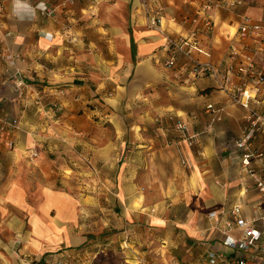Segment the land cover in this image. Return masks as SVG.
<instances>
[{
  "label": "crops",
  "instance_id": "1",
  "mask_svg": "<svg viewBox=\"0 0 264 264\" xmlns=\"http://www.w3.org/2000/svg\"><path fill=\"white\" fill-rule=\"evenodd\" d=\"M148 3L159 10L161 26L148 24L143 0H6L0 18L4 24L0 43L9 53L23 56L15 67L32 86L16 88L8 77L0 85V126L17 119L21 127L14 134L12 149L8 147V133L0 129V160L6 161L0 165V173L5 175L2 180L0 177V264H25L34 259L45 264L52 254L84 248L92 253L108 248L112 251L128 234L137 247L126 252L129 256L152 252L155 258L159 239L167 240L175 251H190L191 243L202 238L205 231L207 238L220 239L208 218L212 211L222 212L223 220L233 221L231 211L236 206L248 219L264 214L256 176L243 168L235 148L244 127L245 110L230 104L227 93L211 77L195 78L188 70L177 78L176 70L165 64L168 37L187 32L190 25L183 24L182 18L195 16L202 0ZM48 9L51 15L45 14ZM213 14V38L202 36L203 52L198 56L223 65L242 17L264 22V0H248L236 12L222 9ZM247 46V53L256 49L255 41H247ZM178 60L180 67L186 65L182 56ZM257 63L262 69L260 54ZM109 101H116V108L145 101L155 111L153 122L173 128L169 115L182 118L192 133L203 132L200 149L182 140L175 128L178 139L171 143L175 150L165 149L159 135L146 134L141 135L145 150L136 152L126 145L118 149L121 133L98 134L105 125L96 120L98 117L103 120L110 116L115 131L121 125L107 114ZM210 103L224 107L222 121L214 122L215 115L205 112ZM130 136L136 138L133 132ZM92 143L99 145L94 148ZM33 150L39 159L32 157ZM54 156L66 159L74 173L86 157L97 161L94 171L105 174L117 164L118 177L105 184L98 181V189L89 192L65 180L58 188V179L53 177L60 170L51 167ZM260 169L256 166V175ZM176 171L189 177L179 185V192L167 185L175 182ZM37 175H41L40 180ZM32 187L39 190L34 206L29 193ZM139 189L157 193L154 200L150 197L154 192H148L143 207L152 210L159 205L160 213L143 209L128 212V206L139 198ZM172 204L184 208L185 217L193 216V221L200 211L203 218L195 229L189 228V218L178 231L177 221L160 215ZM257 224L264 234V222ZM142 225L151 228L142 231ZM116 228L120 231L110 234Z\"/></svg>",
  "mask_w": 264,
  "mask_h": 264
},
{
  "label": "built area",
  "instance_id": "2",
  "mask_svg": "<svg viewBox=\"0 0 264 264\" xmlns=\"http://www.w3.org/2000/svg\"><path fill=\"white\" fill-rule=\"evenodd\" d=\"M74 1V0H71ZM146 3L148 0H143ZM6 0H0V18L5 11ZM248 0H202L200 8L195 16L182 18V23L190 25L187 32L178 36L168 37V55L166 66L176 70L177 78L183 75V71H190L195 78L211 77L216 85L228 95V101L245 110V123L240 136L235 140V148L241 156L243 168L251 176H256L255 186L264 200V22L243 16L232 43L227 58L223 65H217L211 61H202L198 54L203 52L202 36L213 38L216 28V19L213 14L217 10L238 11L246 5ZM46 15L52 12L48 9ZM161 14L154 10L148 16V24L161 26ZM4 24L0 20V40H3ZM5 35V34H4ZM8 35V33L6 34ZM247 41H255L256 49L247 53ZM263 59L262 69L258 67L257 56ZM179 56L186 60V65L179 66ZM23 58L21 54H12L6 51L0 43V85L4 77L13 81L16 88L24 89L32 86L24 78L23 72L15 67L17 59ZM63 94L64 91L62 90ZM55 108L60 110L56 103ZM224 107L210 103L206 106L207 114H214L213 121H222ZM194 117L193 119H195ZM170 121L191 147L200 149L203 132L190 131V125L182 118L170 114ZM20 122L12 119L4 121L0 129L8 133V147L14 148V134L20 129ZM211 126L208 130H211ZM38 154L33 151L32 157ZM187 165V160L182 159ZM256 166H260L259 175H256ZM222 212L212 211L208 218L213 223L214 232H218L220 239L204 236L195 239L192 248L201 250L200 259L193 264H264V234L257 222H264V214L248 219L244 216L240 206L231 211L234 221L223 220ZM164 242V241H163ZM166 245V243H164ZM165 245H163L165 247ZM190 247V248H191ZM91 255L85 251L76 250L72 253H55L48 257L47 264H92L87 261ZM91 259V257H90ZM153 258L137 257L125 260V264H153ZM164 264H183L178 258L166 259ZM191 264V263H190Z\"/></svg>",
  "mask_w": 264,
  "mask_h": 264
},
{
  "label": "rangeland",
  "instance_id": "3",
  "mask_svg": "<svg viewBox=\"0 0 264 264\" xmlns=\"http://www.w3.org/2000/svg\"><path fill=\"white\" fill-rule=\"evenodd\" d=\"M148 2H149V0L145 4L147 6L146 8H147L148 16H149L150 13L155 10V8L150 7V4ZM103 103H104V101H103ZM108 104H109V106H107V108L109 107V109L107 110V114L111 115L113 118L120 120L121 125L118 128V130L115 131L114 126L109 122V120L111 119L110 116H106L107 114L105 113L106 117H104L103 120H101L100 117H98L96 119L98 121H102L105 124L104 127H101V131H99L98 134L103 136V135H107V134L111 135V134H115V133L116 134L121 133L122 139L119 143L118 149H120L121 147L124 148V146L126 145L128 148H132L136 152L141 151V150H145L142 145L146 144V142L144 140H142L141 135L146 134L148 136H158L159 135L158 137L160 138V140L161 139L163 140V144H164L165 149L175 150L171 144L173 140L178 139V136H176L177 132L174 130L175 127L173 128V125L171 126L170 124H167V123L160 124V123H157L155 121L153 122L152 119L155 115L154 114L155 111L153 109H151L150 106L148 107V104L145 101L134 103L132 105H127V104L121 105L118 108H116V101H109ZM102 107L104 108L105 106H102ZM132 132H133V135H135V137H136L135 139L134 138L132 139L130 136V133H132ZM131 139H132V141H131ZM92 145L95 148V146H98L99 144L98 143H92ZM151 146L155 147L154 144H152V143H151ZM85 149H88V146H86ZM36 153L38 154V152H36ZM35 159H39V154L37 156H35ZM52 160H53L54 164L50 162L51 167L52 168L56 167L58 170H60L59 175L56 177H53V180L58 179V181L56 182L57 183L56 186L58 188L61 187L60 182L65 180V181H70V183L72 185H74L75 187L80 186L83 188V190H85L86 192H89V189H92V188L98 189V187H99L97 185L98 181L105 184L106 181L112 182L118 177V174L115 172L117 164H116V167L114 168L113 171L105 174L104 172L101 173L98 170L94 171V169H92V168L94 167L95 164H98V163H96L97 161L95 162V161H93V159L86 157L85 159L82 160L83 162H85L84 165L80 166L79 168L76 169V170H78V173H74L68 167V166L72 167V165H70L66 159H64V160L63 159H56L54 156L51 158V161ZM4 163H6V161L0 160L1 166L6 165ZM43 164L45 166H48L47 163H43ZM174 175L176 177L175 182H172V184H167V185L172 186L174 189H176V191L179 192V189H178L179 185L183 182L186 183L189 180V177H188L187 173H182L181 171H176L174 173ZM4 176L5 175L3 174V171H1V173H0L1 180ZM39 177H41V175ZM39 177L37 175V180H40ZM168 188H170V187H167V189ZM138 192H139V194H138L139 198L136 199V201L134 202L133 205L128 206V212L129 213H139L140 210H142V209L144 211H146L147 213L149 211H151L152 213L155 211H157L156 213L161 212V208L159 207V205H156L155 209H152V210L148 206L143 207L144 201L146 199V195L148 194V192H154L153 195L150 197L151 198L153 197L154 200H156V198L154 196V194L156 193L155 191H153V190L147 191L145 189H139ZM29 193H30V197H31L30 202L34 206L36 204L38 198H39V190L37 187H32L30 189ZM169 193H170V190H169ZM173 206H174L173 204L171 206L170 205L165 206L166 211L160 215L164 216L166 220L177 221V223L175 224V227H177V229L179 231V230L183 229V228H180L179 225L182 227V224H184L190 217L189 216L185 217V215H184L185 209L184 208L177 209ZM168 208L170 210H168ZM119 212H121V211H119ZM203 213H202V211H200L198 213V215H196L195 221L192 220L193 216L191 217L192 219L190 218L191 227H189V228L195 229V227L199 224V222L203 218ZM152 220H154V222H156V223L160 222V220L156 219V218H153ZM152 220L150 221V223H152ZM177 224H178V226H177ZM144 227L142 225V227H140V229L142 231H147V229L149 230L151 228L150 226L147 229H145ZM186 229H188V228H186ZM119 231H120L119 228H116V229L110 231V234H115L116 232H119ZM152 231H154V230H152ZM156 235L157 234H154L153 237L155 238ZM130 237H131V235L128 234L127 237L122 240L119 247L113 249L112 251L109 250V248L106 250L99 251V252L93 251L94 253L83 250V251L91 254L88 256L89 259H87V261L91 262L92 264H104V263H107V264H125V260H127V259L130 260V259H136L137 257H148V258H153V260H152L153 264H164L166 262V259L169 261L172 257H176L183 264H190V263L193 264L197 260L200 259L201 250L199 248H197V247H194V248L191 247L190 248L189 247L190 251H187V249L175 251V250L170 249L167 240L163 242L161 239L157 240L158 242H160L159 250L157 252H154L155 258H157V260L154 258V256H152V254H151L152 252L150 254H143V255L135 253V255L129 256L128 255L129 250L131 251V250H134L137 248L135 246V244L130 241L131 240ZM189 242L190 241H188V245H189ZM164 243H166V245ZM163 245H165V247ZM191 245H192V243H191ZM95 250H100V248H97ZM79 251H82V250L79 249ZM126 252H128V253H126ZM90 257H91V259H90ZM39 262H41V261L38 259H34V260H30V261L26 262L25 264H37Z\"/></svg>",
  "mask_w": 264,
  "mask_h": 264
},
{
  "label": "trees",
  "instance_id": "4",
  "mask_svg": "<svg viewBox=\"0 0 264 264\" xmlns=\"http://www.w3.org/2000/svg\"><path fill=\"white\" fill-rule=\"evenodd\" d=\"M80 250H82V251H83V250H85V248H84V249H80ZM44 262H45V261H44ZM45 264H47V263L45 262Z\"/></svg>",
  "mask_w": 264,
  "mask_h": 264
}]
</instances>
